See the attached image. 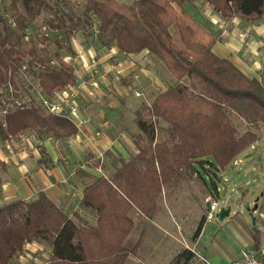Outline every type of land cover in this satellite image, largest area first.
Instances as JSON below:
<instances>
[{
	"label": "trees",
	"instance_id": "1",
	"mask_svg": "<svg viewBox=\"0 0 264 264\" xmlns=\"http://www.w3.org/2000/svg\"><path fill=\"white\" fill-rule=\"evenodd\" d=\"M11 1L15 27L9 22V9L0 12V87L10 84L14 90L0 99L2 140L28 129L57 139L78 132L65 115L39 105L33 85H26L22 74L28 68L47 94L75 84V68L62 56L73 53L71 37L81 30L123 54L148 50L175 77L150 104L144 102L136 110L137 154L119 159L109 175L79 171L84 178L80 204L95 214L96 226L79 224L78 212L71 217L44 192L31 201L14 199L0 205V264H12L33 241L50 249L48 264H127L131 256L140 255L145 242L142 233L136 243H128L136 227L132 212L153 219L165 189L201 176L200 167L217 176L258 140L251 131L240 135L232 116L253 126L264 122V83L214 52L216 37L186 8L195 0ZM203 1L225 18L240 15L255 21L264 16V0ZM38 16L63 39L39 38L35 33L40 27L33 23ZM31 27L35 44L27 47L25 31ZM38 42L44 45L38 47ZM49 43L55 46V64ZM3 166L0 160V184ZM91 166L101 168L100 159ZM204 224L205 217L195 238ZM254 238L259 242L258 234ZM191 256V250L184 249L172 264H186Z\"/></svg>",
	"mask_w": 264,
	"mask_h": 264
},
{
	"label": "crops",
	"instance_id": "2",
	"mask_svg": "<svg viewBox=\"0 0 264 264\" xmlns=\"http://www.w3.org/2000/svg\"><path fill=\"white\" fill-rule=\"evenodd\" d=\"M196 2L197 0L194 3ZM211 10L213 15L190 12L216 37L214 52L229 59L249 78L264 83V16L255 21L244 19L240 15L225 18L212 7ZM84 34L79 31L71 37L76 82H84L76 97L83 122L81 129L68 138L57 139L37 131H33L35 138L31 142L22 141L20 137H13L11 140L0 138V160L4 162L1 169L0 205L14 199L31 201L44 192L71 217L74 212H78L81 219L76 221L79 224L96 226L95 214L83 209L80 204L84 178L79 171L97 177L109 175L114 172L119 159L129 160L137 154L138 148L133 138V135L139 133L135 123L136 110L144 102L150 104L148 92L154 95L155 90H159L152 95L153 101L175 77L148 50L123 54L116 46L88 45ZM119 62L123 67L118 75L116 67ZM94 81H99L100 86L95 88L92 85ZM129 89H133V95ZM135 90L141 95H136ZM239 120L241 124L243 121L251 126L247 127V132H254L258 136L257 126L252 127L241 117ZM252 147L254 148L253 144ZM97 150L103 154L101 168L91 166L98 159ZM205 185L209 190L207 182ZM259 208L260 214L254 227H248L243 232L231 229L226 233L222 231L223 228L219 230L220 233L223 232L221 234L231 235V250L221 246L216 238L208 245L202 242L208 223L204 224L196 238V244L212 264H229L240 257L246 245L253 248L258 245L264 252V204L260 203ZM231 213L232 210L229 217ZM255 233L259 235L257 243ZM134 257L131 256L130 259ZM136 258H140V255ZM49 259L50 249L33 241L25 245L24 252L15 257L12 264H48Z\"/></svg>",
	"mask_w": 264,
	"mask_h": 264
},
{
	"label": "rangeland",
	"instance_id": "3",
	"mask_svg": "<svg viewBox=\"0 0 264 264\" xmlns=\"http://www.w3.org/2000/svg\"><path fill=\"white\" fill-rule=\"evenodd\" d=\"M118 1L132 4L135 0ZM11 3V0H4L0 4V12L7 13L5 8H8L7 16H9V20L14 21V18L10 16L15 12ZM176 8L179 10L177 5ZM186 8L189 11H196L203 15L214 14L211 7L203 0L186 4ZM30 30L33 31V27ZM81 33H84V31L81 30ZM84 35L87 38L88 45L98 44L95 35L88 37L86 33ZM34 44L35 41L32 40L31 43L27 44V47ZM48 48L52 58L57 61V56L54 55L55 46L51 44ZM22 77L27 83L26 85L29 83L33 85L31 92L35 93L38 101L37 89L39 90V85L35 77L28 68L23 71ZM171 82L165 86H168ZM132 90L129 89V92L133 95ZM158 91V89L155 90L156 93ZM4 93L3 90H0V97H3ZM100 93H102V89ZM148 93V101L151 103L153 93ZM1 110L0 105V117ZM131 110L133 112V108ZM232 118L239 128L238 133L240 135L247 133V127L251 128L243 121V124H241L236 114H233ZM256 129L259 131L258 139L262 141L254 142V148L252 145L247 147L236 157L235 161L227 165L217 176L214 175L212 170L207 171L200 167L201 176L182 180L178 185L165 189L160 202V210L154 219L145 220L139 213H131V217L136 222V227L129 235L128 243L134 244L142 233L145 235V243L140 258L135 259L134 257L130 259L128 264H172L175 257L184 249H189L188 247L199 249L200 246L198 247L196 244L195 233L213 200L219 202V211L226 205L231 207L232 213L224 221H220L216 217L212 222H209L205 227V236L202 242L208 245L216 238L221 246L231 250V235L221 233H229L231 229L243 232L248 227H254L253 217L255 219L259 217L260 208L254 212L253 216L250 215L248 208L253 209L256 202L264 204V122H261ZM34 130L28 129L27 131ZM237 161L238 164H236ZM204 181L207 182L210 191ZM219 211L216 213L218 214ZM221 228H223V232L220 233ZM218 233L220 234L218 235ZM246 247L248 245L244 246V248Z\"/></svg>",
	"mask_w": 264,
	"mask_h": 264
},
{
	"label": "built area",
	"instance_id": "4",
	"mask_svg": "<svg viewBox=\"0 0 264 264\" xmlns=\"http://www.w3.org/2000/svg\"><path fill=\"white\" fill-rule=\"evenodd\" d=\"M4 0H0V3H2ZM10 24H12L15 27V22L9 20ZM34 24H38L40 29L37 31L36 35L39 36V38L45 36L50 37L54 39V37H57L58 40L63 39V35L61 33H55L53 30L50 29V27L46 24L45 19L43 16H38L34 22ZM33 31L30 30V28H27L25 31V37L24 41L27 43H31V33ZM53 44V43H51ZM50 43L47 46L51 45ZM38 47H41L44 45L42 42L37 43ZM54 45V44H53ZM73 53L64 52L62 58L63 61L67 64L74 66L75 58L73 56ZM53 63H57L56 61H53ZM123 67V64L121 62L118 63L116 67V73L119 75L121 73V69ZM25 68V67H24ZM23 78V77H22ZM92 85L97 88L100 86L99 81H94ZM84 86V82L82 83H75L73 85H69L66 88L62 90H56L51 94H47L44 92V90L39 86V90L37 89V93L39 95L38 103L39 105L45 109L49 113L53 114H59V115H65L68 119L73 121L75 125L78 127V130L81 129V126L83 124L82 120L80 119V105L76 99L77 93L79 89H81ZM0 90H3L5 93L8 91L10 93L14 92L12 85H3L0 87ZM136 95L140 96L141 93L138 91H134ZM35 96V93H33ZM27 97V96H26ZM25 98H16L15 103L19 104L23 101H25ZM4 98L3 97H0ZM36 98V96H35ZM37 99V98H36ZM31 133L22 132L18 137L22 141L31 142L35 138V132L30 131ZM13 139L11 137L9 140ZM93 147L96 150V145L93 141ZM98 152V159H103V154L101 152ZM102 162V161H101ZM219 211V202L218 201H212L209 205L208 211L205 215V224L212 222L214 218L218 217V214L216 213ZM189 250L192 252V256L189 259V261L186 264H212V262L209 260V258L200 250L197 248H191L188 247ZM229 264H264V252L261 249H256L253 247H246L241 251L240 257L230 261Z\"/></svg>",
	"mask_w": 264,
	"mask_h": 264
},
{
	"label": "water",
	"instance_id": "5",
	"mask_svg": "<svg viewBox=\"0 0 264 264\" xmlns=\"http://www.w3.org/2000/svg\"><path fill=\"white\" fill-rule=\"evenodd\" d=\"M258 206H259V204H258V202H256L254 207H253V209L248 208L250 210V215L251 216H253L254 212L258 209ZM230 212H231V207L230 206H223L220 209L219 213H218V219L220 221L225 220L227 217H229ZM255 220H256L255 217H253L254 225L256 224Z\"/></svg>",
	"mask_w": 264,
	"mask_h": 264
}]
</instances>
